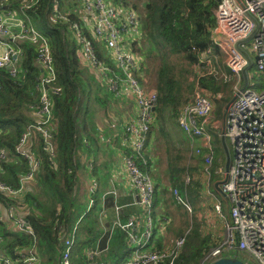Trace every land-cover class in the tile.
I'll list each match as a JSON object with an SVG mask.
<instances>
[{
	"label": "built area",
	"instance_id": "2783aa9c",
	"mask_svg": "<svg viewBox=\"0 0 264 264\" xmlns=\"http://www.w3.org/2000/svg\"><path fill=\"white\" fill-rule=\"evenodd\" d=\"M9 1L0 0V5L7 6V11L0 12V69H7L14 77L23 71L20 63L22 48L18 45V42L23 41H30L35 45L36 61L41 69L38 84L41 91L40 102L35 107L31 106L35 120L15 145L16 155L27 162L29 169L21 177L19 187L15 188L0 180V193L21 199L42 163L41 156L35 151L36 137L42 139V146L50 157L53 160L56 158L53 141L56 120L53 118L50 91L57 73L48 39L33 26L27 25L24 18L17 29L11 25L10 16L17 11L11 8ZM38 2L39 0H18L23 11L33 8ZM75 3L74 11L82 21H73L70 26L79 46L78 53L82 62L94 70L98 80L115 98H132L137 105L136 116L125 121L122 141L126 148L124 168L134 190H137L138 199L134 204H138L142 212L122 219L120 213L126 205L117 203L119 192L112 182V187L100 195L99 213L103 218L106 217V197L115 196L113 209L116 216L112 227L114 229L117 226L128 234L132 247L129 264H176L186 235L180 236L172 246L164 249L153 247L161 230H165L164 225L168 220L164 218L156 230L152 215L155 210L156 183L144 170L148 164L145 158L146 139L155 122L158 92L154 86L145 85L144 60L138 57L141 52L135 49V45L144 38L143 15L127 6L123 0H76ZM61 17L68 20L67 15ZM215 20L211 29L212 43L224 56L227 69L220 71L216 68L214 62L218 55L208 49L201 64H198L199 74L203 75L208 70L225 79H231L233 74L237 77L238 86H235L236 98L227 108L222 131V137L233 150L229 170H225V177L221 180L224 182L220 183L229 207L228 216L223 214L220 202L216 205L220 218L228 219L225 239L214 245L202 264L235 254H244L257 264H264V88H254L257 87L252 81L255 73L248 71L251 64L259 72L257 75H264V0H221L215 10ZM93 39L99 42L101 54ZM252 55L255 56L254 60ZM244 70L249 72L250 81L242 90L239 84ZM214 112V99L198 87L193 99L182 105L178 116L181 130L193 143L199 144L195 152L202 156L205 164L207 185L213 174L224 173L212 168L215 151L208 131L217 127L212 122ZM10 157L9 149L0 144V166L9 161ZM190 180L188 176L186 182L189 183ZM98 189L99 183L93 179L83 214L62 233L59 264H72L76 232L82 218L95 206ZM174 193L182 200L178 189ZM0 217L7 219L13 230L33 234L24 208L7 206L0 201ZM4 244L0 247V264H42L41 255L35 246L12 249ZM99 253V250L87 251L89 264Z\"/></svg>",
	"mask_w": 264,
	"mask_h": 264
},
{
	"label": "trees",
	"instance_id": "16d2710c",
	"mask_svg": "<svg viewBox=\"0 0 264 264\" xmlns=\"http://www.w3.org/2000/svg\"><path fill=\"white\" fill-rule=\"evenodd\" d=\"M73 1L39 0L36 6L25 11L20 9L18 0L8 2L11 8L24 17L27 25L41 32L51 45L57 73V79L50 91L53 118L56 120L53 131L56 158L53 160L50 157L42 146V139L36 137L35 151L41 156L42 163L35 179L26 187L25 195L19 199L0 193V201L5 205L24 208L26 219L33 228V234L28 235L13 230L7 219L0 217V247H3L4 243L12 249L35 246L41 255L42 264H59L62 233L67 227L73 226L85 210V204H80L76 197L77 172L74 164L76 160L77 165L80 166L79 158L84 155L85 150L84 139H88L94 146L96 162L99 160L97 150L100 142L97 138L98 127L94 108L92 106V109L82 111L83 98L85 96L90 98L93 91L101 90L107 98L99 100L98 104L104 106L113 95L101 81L96 80V74L89 72L82 65L78 53L79 46L72 38L74 34L70 26L73 21H82L73 9L76 0ZM123 1L127 6L139 10L137 5H129L127 0ZM220 1H143L144 38L137 50L140 52L147 50L149 56L156 54L159 59L154 86L158 92V101L154 111L155 122L147 134L146 152L148 143L156 132L164 137H171L175 130L174 126L179 125L180 107L191 100L196 87L210 95L214 103L219 93L233 91L230 84L209 73L208 70L203 75H198L196 71V76L199 77L197 84L190 78L194 70L189 68L195 65L198 70V64H201L206 50L211 49L213 54L217 53L212 43L211 29L216 22L215 10ZM5 5L0 7L3 8ZM61 15H67L68 20L63 19ZM93 40L101 54L99 42ZM142 43H145L144 48ZM18 45L22 48L20 63L23 71L14 77L7 69H0V144L6 146L11 154L10 160L0 166V180L15 188L20 186L21 177L29 169L27 162L16 155L15 145L29 124L35 120L31 106L35 107L39 104L41 94L38 88L41 69L36 61V47L30 41L18 42ZM145 63L144 61V66ZM263 88L264 83L260 84L258 89ZM231 99V94H226L223 103L227 104ZM223 113L221 107V116ZM166 143H168V165L165 173L168 175L170 185L179 190L182 198V200L174 199V202L182 208L187 207L188 202L195 205L202 184L198 180H190L187 183L186 176L199 167L191 166L187 162L186 148L177 146L170 139ZM79 150L81 152H78ZM96 167L98 168L97 164ZM144 169L150 173L156 183L155 210L152 215L157 230L164 218L167 220L169 218L157 215V206L161 203L162 197L159 196L162 182L160 176L152 171V161H149ZM108 183L109 177L105 175L102 180L105 189L103 191L98 189L95 206L85 214L79 224L75 235L72 264H89L88 250L100 251L94 256L91 264H129L130 262L132 247L127 232L117 226L114 229L112 227L115 218L113 209L115 196L106 197L108 208L106 217L103 218L99 213L100 192L110 189L107 187ZM125 200L127 199L119 195L117 203L124 204ZM124 209L120 213L121 218L129 213ZM169 220L171 222L170 218ZM198 225L195 222H187V226L191 228L176 264H202L209 252L212 237L201 232ZM184 231L185 229L180 230L179 237L185 236ZM159 238L155 239L153 247L164 249V244L162 246Z\"/></svg>",
	"mask_w": 264,
	"mask_h": 264
},
{
	"label": "rangeland",
	"instance_id": "374dc122",
	"mask_svg": "<svg viewBox=\"0 0 264 264\" xmlns=\"http://www.w3.org/2000/svg\"><path fill=\"white\" fill-rule=\"evenodd\" d=\"M143 1L145 0H127V4L129 5H137V8L141 11H139L140 14L143 15L144 9H143ZM74 9V7H73ZM144 25L142 27V30L144 32ZM144 37V36H143ZM142 41V40H141ZM137 43L135 45V49L137 50V48L139 47L140 43ZM143 42V41H142ZM145 45V43H142V45ZM143 45V48H144ZM138 51V50H137ZM140 52V51H139ZM218 55L217 59L215 60V66L216 68H218L220 71L226 70V62H225V58L223 55L220 54L219 51H217V53H215ZM138 57H141L146 63L144 66V83L146 86H155V76L157 73V69L159 66V59L156 56V54L149 56L147 50H143L141 51V54L138 55ZM252 58L254 60L255 56L252 55ZM193 65V67L189 68V70H194V72L192 71V74L190 75L191 79H194L196 81L197 84V80H198V76H196V71L199 75V71L197 70V67ZM199 69V68H198ZM200 70V69H199ZM254 74V81L257 85V82H263L264 81V75L260 74L257 75L259 72L257 71L255 65L249 70ZM219 79H223L225 82H227L228 84H230V86L232 87L233 91L232 93H219L218 95V99L215 100V112L212 118V122H215V125L217 127L215 128H210L208 131V134L211 138L212 141V145L214 147V151H215V159L212 165V168L215 167L216 164H218L219 168H221L223 170V174L221 175L222 180L225 177V168L227 165V162L229 160V155H230V163L231 160L233 159V150L232 147L230 146L229 142L225 139V142H223V137H222V131L224 129L225 126V121H224V117L223 115L221 116L220 114V109L221 107H223V111H225V109H227V104H225V102L223 103V99L225 98L226 94H231V96H235L236 95V88L235 86H238L237 84V77L233 74H231V79H225L223 76L218 75L217 76ZM243 82V83H242ZM244 85V80H243V76H241L240 79V84L239 87H243ZM88 86V85H87ZM255 89L257 88L256 86L254 87ZM198 89V87L195 88ZM229 90L227 89L226 92H228ZM195 94V92H194ZM193 99V96L191 98V100ZM220 101V102H219ZM228 103V102H227ZM185 104V103H184ZM182 107V106H181ZM180 107V109H181ZM104 109H108V107H102ZM180 112V110H179ZM175 130L172 133L171 137L169 136H162L159 135L157 132L156 137H157V148L154 151V153L156 154V156H158V165L153 168V172L156 173V175L160 176V182H162V186L159 189L160 191V195L162 196L160 201L161 203H159V205L157 206V215H159L160 217L162 216H167L171 219V222L168 218V222L164 225L166 229V231L164 233H162L165 237L163 238V244H165L164 247H169L172 246V244L175 242V240H177L179 238V232L181 229H185L184 233L185 235H187V233H189L191 226H187V222L189 223H193L195 222V224H199V230L201 232H203L204 234H210L212 239H211V248L210 250L214 247V245L222 243L225 239V231H224V224L221 222L220 218H216V216L218 217V215H214L217 213L216 211V205L220 202L221 206H222V212H224V214L226 216H228L229 214V207L228 204L226 202V199L224 198V196L218 192L215 191L213 188V185L210 184L208 185L207 188V175L204 172V167L205 164L203 162V159L200 155H198L195 152V149L199 146V144L197 143H193L187 136L186 134L181 130V128L179 127V125L174 126ZM220 136V139H218ZM170 139L172 140L174 143H176L177 146H180L182 148H186V153L185 156L188 154V158H187V162L191 164V166H198V170L191 171V174L187 175L186 178L189 176L191 181L192 180H198L201 182L202 184V188L199 192V198L197 200V202L194 204H191L190 202H188L187 207H180L178 204H176L174 202V199H178L177 196L175 195L174 191L175 188H173L170 185V181L168 178V175L165 173V170L167 168V161H168V150H167V145L168 143L167 140ZM224 143V144H223ZM216 175L213 174L211 176V178ZM221 180V179H220ZM207 189H209L211 191L212 194H210L209 192H207ZM183 197V196H182ZM184 199V197H183ZM179 200V199H178ZM185 200V199H184ZM219 201L217 203V201ZM80 204H83L85 202V197H84V191L81 188V184L79 182V196H78V200H77ZM186 201V200H185ZM138 212H142V209L140 206H138ZM211 218L214 219L215 223L217 224V226H222V230L220 231V235L216 233V227L215 224L212 222ZM153 221L154 223H156L155 218L153 217ZM169 225V226H168ZM181 236V235H180ZM185 244V243H184ZM184 246V245H183ZM209 250V251H210ZM240 257L243 258L245 261H248L250 264H257L256 261H254L253 259H251L250 257L244 255V254H240Z\"/></svg>",
	"mask_w": 264,
	"mask_h": 264
},
{
	"label": "crops",
	"instance_id": "0c3cea01",
	"mask_svg": "<svg viewBox=\"0 0 264 264\" xmlns=\"http://www.w3.org/2000/svg\"><path fill=\"white\" fill-rule=\"evenodd\" d=\"M5 11H7V7L5 6L3 8L0 7V12H5ZM22 18L24 17L19 15L18 12H16L15 15L10 16L11 25L15 29H17V26L19 22L22 20ZM72 38L75 39L74 35L72 36ZM82 65L86 67L89 72L95 75L94 70L87 63L84 62L82 63ZM251 68L252 65L250 64L248 69L250 70ZM248 71L246 72L247 77H249ZM96 80H98V78ZM243 80L245 84L244 75H243ZM249 81L250 80L248 78V83ZM262 83H264V81L257 82V88H260V84ZM104 97L107 98L106 94L101 90L99 92L93 91L90 95V98H87L86 96L83 98V103L81 105L82 111H85V109L90 110L92 109V106L94 108L95 121L98 127L97 138L98 141L100 142V145L98 146V150H97V153L99 154L98 156L99 160H97V162H96L95 154L93 153L94 146H92V144L88 139H84L85 150L83 152L84 155L80 156L79 158L80 166H78L77 161L74 160L75 169L77 172L76 197L78 200L79 182H80L85 197V202L83 204H85L84 207L86 208V201L88 198L89 188L91 186L92 180L96 179L98 183L100 182L99 189L103 191L106 186H103L102 180L104 179L105 175H107L109 177V183L107 187L109 188L110 184L112 183L110 181H113L114 182L113 186L119 192L120 197L127 199L124 201L126 203L122 204V205H126V207H124L125 208L124 211L127 210L129 212L122 217V219L125 220L127 218V215L133 213H140L138 212L137 209L138 204H134L138 199L137 194L135 193L130 176L124 168L126 148L123 145V141H122L125 121L130 118H134L136 116L137 105L132 98L119 99L111 95L109 101H107V103H105L104 105V107L105 106L108 107V109L106 110L102 108L103 107L102 104H98L99 100H103ZM215 122L216 121H214L213 124H215ZM156 148H157V137L155 134L152 136L151 141L148 143V150L147 152H145V158L147 159V162L149 163V161L150 162L152 161V168L155 167V169L156 166L158 165V156H156V154L154 153ZM78 152L81 151L79 150ZM96 164L98 165V168L96 167ZM215 169L223 172V170L219 168L218 164H216ZM221 177L222 176L220 174L214 175L212 178H210L208 184L209 185L212 184L214 190L220 192L224 196V194L220 190V184H219V182H221L222 180ZM207 192L212 194L209 189H207ZM100 195H102V192H100ZM218 202L219 201H217V203ZM214 215L216 216L218 214L216 213ZM216 218H220V216L218 215V217L216 216ZM211 220L216 227L215 234L218 233L220 235V231L222 230L223 227L222 226L218 227L213 218H211ZM226 220L221 219V222L224 224V231H225ZM166 229L165 230L162 229L161 234L158 235V237H160L159 241L162 243V246H163V238L165 237L162 233H164ZM158 242L156 241V243Z\"/></svg>",
	"mask_w": 264,
	"mask_h": 264
},
{
	"label": "water",
	"instance_id": "95a60500",
	"mask_svg": "<svg viewBox=\"0 0 264 264\" xmlns=\"http://www.w3.org/2000/svg\"><path fill=\"white\" fill-rule=\"evenodd\" d=\"M5 7H7V6H5ZM246 72H247V70L243 71V75L245 77V84L243 85L242 90H244L247 87V85H248V77H247ZM235 98H236V95L233 96L232 99L227 103V108H228L229 104ZM226 113H227V109H225V111L223 113L224 121H225ZM222 140H223V142H225V138H223ZM229 166H230V155H229V160H228L227 165H226V171L229 170ZM223 182H219V184L223 183ZM220 190H221V188H220ZM221 192H222V190H221ZM135 193H137V190H135ZM209 264H249V263L246 262L245 260H243L242 258H240V256L238 254H235L233 256H223V257L217 258L214 261L210 262Z\"/></svg>",
	"mask_w": 264,
	"mask_h": 264
}]
</instances>
